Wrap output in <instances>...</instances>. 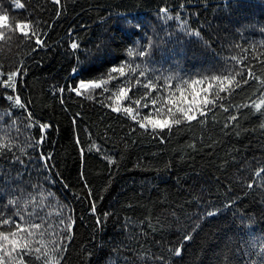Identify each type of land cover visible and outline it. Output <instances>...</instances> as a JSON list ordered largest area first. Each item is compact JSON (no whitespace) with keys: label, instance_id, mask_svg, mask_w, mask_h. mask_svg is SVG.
<instances>
[{"label":"trees","instance_id":"trees-1","mask_svg":"<svg viewBox=\"0 0 264 264\" xmlns=\"http://www.w3.org/2000/svg\"><path fill=\"white\" fill-rule=\"evenodd\" d=\"M0 16V232L19 241L0 239V264H264V0H0ZM217 76L235 77L218 96Z\"/></svg>","mask_w":264,"mask_h":264},{"label":"snow or ice","instance_id":"snow-or-ice-1","mask_svg":"<svg viewBox=\"0 0 264 264\" xmlns=\"http://www.w3.org/2000/svg\"><path fill=\"white\" fill-rule=\"evenodd\" d=\"M58 2H59V0H57V3H58ZM16 7L21 8V7H23V5L17 2V3H16ZM0 20H7V17H6V16H0ZM24 35L27 36L28 33L25 32ZM33 35H34V33H33ZM197 35H198V34H197ZM3 38H4V33H3V32H0V40H2ZM37 42L39 43L40 41L37 39ZM72 47L75 48L76 45L73 44ZM129 54H130V55L132 54L131 50H130ZM140 55H145V53L141 52ZM111 71H112L113 73H119L121 76L125 75V69H124V67L113 68ZM16 75H17V73H13L12 76L9 77V79H11L12 77H14V76H16ZM109 78L112 79V78H114V77L110 76ZM212 79H213L214 81H219V82H220L219 89H218V91H217V93H216V95L218 96V95H219V92L227 91L228 88L232 86V84H233V82H234V80H235V77H232L231 79H229L228 76H224L223 78L217 76V77H212ZM225 81H226V83H225ZM246 82H247V81H245V83H246ZM106 83H107V81L90 82V83H87V84L84 83V82H81L80 87L83 88V89H88V88H99V87H101L103 84H106ZM137 83H139V81H137ZM193 83H194V84H198V83H201V81H195V82H193ZM236 86L239 87V84H236ZM144 87H146V88H148V87H153V88H154V86L151 84V81L149 82V84L144 85ZM209 87L211 88L212 85L210 84ZM119 91H120V96H125V97L127 96V92L125 91V89L121 88ZM205 92H207V90H205ZM120 96H118L117 99H119ZM9 99H11V97H9ZM179 99L183 100L184 102L188 103L189 105L192 104V101H188L187 98H186V97H183L182 94H181V97H180ZM16 103H17V104L20 103L18 97L16 98ZM135 103H136L137 105H139V104L141 103V101H140V100H136ZM151 103H152L153 105H155V104L157 103V100L154 98V99H152ZM168 103H175V101H172V100L170 99V100L168 101ZM201 103H202L204 106H207V105L210 104V103H215V100H209V99H208V96L205 95V96H203V98L198 102L196 110L199 111L201 115H203V114H204L203 110H202L201 108H199V104H201ZM262 103H264V101H262ZM144 106L147 107L148 105L145 104ZM255 107H256L257 110L260 109V105H259V104L255 105ZM114 110H115V111H120V108H116V109H114ZM125 111H126V112H131L132 109H131V108H127V109H125ZM161 111H162V109H161ZM168 111H169V113H172V109H171V108H169ZM176 112L182 113L183 118H185V119H187V120H189V121L196 119V116H195V114H194V112H193V108H192L191 106H189V107H187V108H184V107H177V108H176ZM189 113H193V114L190 115ZM233 119H235V117H233ZM145 120H147V122H148L149 124L152 125V128H153V129H156V128H161V129H163V128L170 127V122H169L168 119L159 120V119H149L148 117H145ZM180 122H181L180 119H175V120L171 121V123H176V124H179ZM140 126H141V127H146L147 125L144 124V123H141ZM42 127H43V126H42ZM4 147H7V145L0 144V148H4ZM262 171H264V169H262ZM257 175H259V173H257ZM209 215H212V213H209ZM3 223L8 224V223H10V221H8V220H4ZM32 227H33V228H36V229H39V228L41 227V225H39V224H34V225H32ZM18 230H20V231H24V229H18ZM31 234H32V233H29V235H31ZM10 235H11L12 237H15V236H16V232H12ZM190 238H191L190 236H186V237H184L185 240L190 239ZM0 239H2V240H4V241H6L7 243L11 244V245L13 246V249H12L13 251H15V250H16V247L19 245V241L15 240V239L10 240V239H9V235H8V234H5V233H3V232H0ZM28 243H29L28 241H24L23 245H21V246L24 247V248H27V247H28ZM2 248H3V244H0V249H2ZM35 251H36L37 253H39V252H40V249L37 248V249H35ZM174 254L177 255V256H179V255L181 254V249H180V248H177ZM7 255L11 256V252H9ZM0 260H2V258H0Z\"/></svg>","mask_w":264,"mask_h":264},{"label":"rangeland","instance_id":"rangeland-1","mask_svg":"<svg viewBox=\"0 0 264 264\" xmlns=\"http://www.w3.org/2000/svg\"><path fill=\"white\" fill-rule=\"evenodd\" d=\"M88 150L99 154L100 156L105 159H108L109 161L113 160V153L96 141H93L90 144Z\"/></svg>","mask_w":264,"mask_h":264}]
</instances>
